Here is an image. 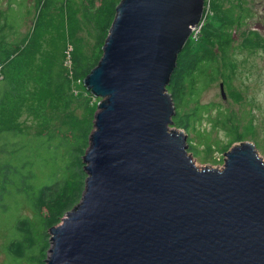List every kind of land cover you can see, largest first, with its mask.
I'll return each instance as SVG.
<instances>
[{"label": "water", "instance_id": "obj_1", "mask_svg": "<svg viewBox=\"0 0 264 264\" xmlns=\"http://www.w3.org/2000/svg\"><path fill=\"white\" fill-rule=\"evenodd\" d=\"M203 0H120L84 84L103 99L80 201L45 264H264V163L253 143L198 168L168 130L166 85ZM223 94V84L220 83Z\"/></svg>", "mask_w": 264, "mask_h": 264}, {"label": "trees", "instance_id": "obj_2", "mask_svg": "<svg viewBox=\"0 0 264 264\" xmlns=\"http://www.w3.org/2000/svg\"><path fill=\"white\" fill-rule=\"evenodd\" d=\"M13 1L15 0L9 1L7 10L0 8V213L7 209L5 202L10 194H21L20 197L24 199L22 201L37 214V222H43L49 230L78 205L86 178L82 169V156L89 144L90 127L88 130V125L86 129L82 128L83 135L79 133L78 136L74 135L71 125L66 132L60 128L49 129L51 116L44 109V105L49 102L50 91H53L54 98L62 96L64 101L67 100L68 81L64 67L60 63L57 68H54L53 63H44L41 52L46 41L45 39L42 42V37L46 33H49L47 37H51L60 28L65 10H71L68 8L71 0H18L22 17L19 25L15 8L17 2ZM119 1L99 0L98 5H93V0H90L84 9V18H96L104 34L111 26ZM90 7H94L96 15L91 13ZM243 20L244 15L235 14L234 11L223 14L214 37L217 52L196 54L192 44L186 43L178 53L177 65L166 85V91L170 93L175 108L172 116L174 125L195 130L199 135V129H195V121L206 113L208 107L199 102L201 92L216 78L220 66L228 70L234 67L225 60V56L232 50V24ZM28 21L30 24L26 30L19 31ZM253 34L257 36L256 33ZM241 46L246 49L258 47L252 37L244 38ZM217 53L222 56L221 64L215 60ZM82 62L83 59L79 58L75 65L83 67ZM95 65L83 68L88 69V74ZM220 76L225 81L224 75ZM189 103L194 105L184 110ZM23 115H26L24 118L31 117L38 124V128L29 124L25 129ZM225 121L231 122L233 118L225 115ZM230 135L232 139L221 148L222 153L230 148L233 140L242 139L240 134L231 132ZM71 136L74 137L73 140L70 139ZM191 145L192 141L189 148ZM44 149H55L58 153L54 152L55 156L50 158V163L43 165L53 167L54 173L66 169L71 174L68 176L65 171L64 180L55 181L48 187L42 185L36 192L31 188L30 182L36 178L39 168L43 166L35 159L36 151L42 152ZM59 151L64 152L69 159L64 168L57 167V161L63 156ZM18 218L19 221L13 228L16 241L8 253L13 259L25 256L32 245L30 222L24 217ZM46 236L50 245L48 234Z\"/></svg>", "mask_w": 264, "mask_h": 264}, {"label": "rangeland", "instance_id": "obj_3", "mask_svg": "<svg viewBox=\"0 0 264 264\" xmlns=\"http://www.w3.org/2000/svg\"><path fill=\"white\" fill-rule=\"evenodd\" d=\"M9 1L0 0V8L7 10ZM13 2H17L15 8L19 25L22 20L19 1ZM88 2L90 0H71L68 7L71 10H65L60 28L51 37H47L49 33L42 37V42L45 39L46 41L41 56L44 63H53L54 68H57L60 63L64 67L68 81L67 100L64 101L62 96H56L57 100L53 96V91H50L49 102L44 105L45 112L51 116V122L48 124L49 129L60 128L66 132L67 127L71 125L74 135L78 136L79 133L83 135L82 128L86 129L88 125L87 130L90 127V142L91 134L95 129V115L103 99L95 96L84 84L83 81L88 75V69L84 70V68L95 65L97 59L100 60L103 56V46L113 24L111 23L108 31L102 34L100 23L96 18H90L87 15L88 19L86 20L84 9L88 6ZM98 4L99 0H93V5ZM75 10L78 12L75 13ZM90 10L92 14L96 15L94 7H90ZM230 11L241 16L244 15L242 22L232 24V50L225 56V60L234 67L228 70L220 66L216 78L201 92L199 102L208 105V107L206 113L195 121V129H199V135L195 130L176 126L173 122L168 125L170 131L182 130L187 134L185 135L187 154L190 155L192 162L198 168L210 167L220 170L223 168L226 151L222 153L221 148L232 139L231 132L240 134L242 139L233 140L229 149L243 142L253 143L257 157L264 163V0H203V9L198 23L201 20L202 22L196 28L194 36L190 31L184 45L192 44L196 54L209 51L217 52L215 50V33L223 14ZM29 24V21L26 22L18 30L24 32ZM253 33H256L257 36ZM247 37L254 38L258 47L252 49L242 47L241 42ZM79 58L83 59L82 66L84 68L75 65V61ZM215 60L221 64L222 56L217 53ZM220 74L224 75L225 81ZM220 83L223 84L224 97ZM193 105V103L185 105L184 110L190 109ZM225 115H230L233 121H225ZM25 116L22 117L25 129L29 124L38 128V124L31 117L24 118ZM5 122L7 123L6 120ZM70 139L73 140L74 137L71 136ZM190 141L195 145V147L191 145L192 151L189 148ZM36 152V161L43 165V163L49 164L50 158L54 157L58 150L44 149L42 152L38 150ZM59 154L61 156L63 154V156L57 161V167L64 168L68 165L69 159L65 157L64 152L59 151ZM84 165L83 162V173L87 176ZM65 171L66 169H60L58 173H54L53 167L43 165L39 168L36 178L30 182L31 188L37 192L42 185L48 187L55 181L64 180ZM66 173L68 176L71 174L69 170ZM20 196L21 194L17 193L10 194L9 199H6L5 202L7 209H4L2 214L0 213V264H45L47 256H49L51 234L43 222H37L35 217L37 214L31 210L27 203L22 201L24 199ZM18 216L24 217L30 222L32 245L27 249L25 256L13 259L8 253L16 241L13 228L19 221ZM46 234L49 236L50 245Z\"/></svg>", "mask_w": 264, "mask_h": 264}, {"label": "built area", "instance_id": "obj_4", "mask_svg": "<svg viewBox=\"0 0 264 264\" xmlns=\"http://www.w3.org/2000/svg\"><path fill=\"white\" fill-rule=\"evenodd\" d=\"M202 19H203V18H202ZM201 22H202V20H201L197 25H195V26H193V27L191 28L192 36H194L195 30H196L197 27L200 26Z\"/></svg>", "mask_w": 264, "mask_h": 264}, {"label": "bare ground", "instance_id": "obj_5", "mask_svg": "<svg viewBox=\"0 0 264 264\" xmlns=\"http://www.w3.org/2000/svg\"><path fill=\"white\" fill-rule=\"evenodd\" d=\"M99 63V62H98ZM175 109V108H174ZM173 115H174V111H173ZM172 115V116H173ZM172 116H171V119H172ZM179 132H183L182 130H180ZM184 133V132H183ZM185 135H187L186 133H184ZM234 147V146H233ZM227 152V151H226ZM192 159V158H191ZM224 167V166H223ZM204 168V167H203ZM207 168H210V167H207ZM214 169H216V168H214ZM218 170H220V169H218ZM77 206V205H76ZM65 217V216H64Z\"/></svg>", "mask_w": 264, "mask_h": 264}]
</instances>
